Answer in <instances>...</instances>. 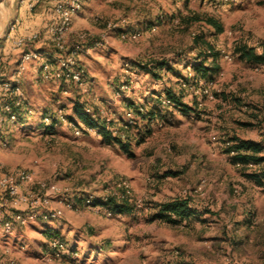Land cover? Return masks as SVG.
I'll use <instances>...</instances> for the list:
<instances>
[{
	"label": "rangeland",
	"instance_id": "1",
	"mask_svg": "<svg viewBox=\"0 0 264 264\" xmlns=\"http://www.w3.org/2000/svg\"><path fill=\"white\" fill-rule=\"evenodd\" d=\"M78 14L65 54L48 28L28 43L41 55L27 59L19 77L14 73L28 48L15 43L21 51L14 61L0 60V79H18L25 97L18 120L0 125V174L27 169L32 181L25 192L44 194L42 210L61 213L1 234L0 252L10 248L19 264H264V185L245 175L257 167L242 169L226 152L233 136L264 144V65L237 52L245 44L262 52L264 0H84ZM207 17L224 31L207 25ZM199 35L219 53L209 82L194 78ZM77 43L83 84L63 76L58 58L69 59ZM48 60L53 72L46 78L40 68ZM158 61L173 70L157 69L154 77L135 65ZM167 88L190 112L169 104ZM76 102L119 128L129 124L122 138L133 156L98 127L78 133L86 125L74 113ZM129 103L160 114L129 115ZM47 116L57 118L53 128ZM181 196L209 212L179 225L157 218L161 202ZM110 198L130 210L113 212L102 204ZM48 232L65 243L62 258L51 254L56 238Z\"/></svg>",
	"mask_w": 264,
	"mask_h": 264
},
{
	"label": "built area",
	"instance_id": "2",
	"mask_svg": "<svg viewBox=\"0 0 264 264\" xmlns=\"http://www.w3.org/2000/svg\"><path fill=\"white\" fill-rule=\"evenodd\" d=\"M84 0H23L30 10H33L36 5L41 3H51L55 14L53 24L49 27V35L54 43L55 47L60 51V54H65V38L72 30V23L74 16L83 8ZM17 28V22L12 23L11 31H15ZM39 37L38 33H34L30 36H22L16 39V44L19 48H25L28 43L36 40ZM131 37H136L133 34ZM83 40V36H81ZM83 50V44L77 43L73 46V50L69 51V59L66 61L62 58V55L58 56L60 60V68L64 70L63 76L70 77V80L83 84L84 70L82 68H75V55ZM68 53V52H67ZM41 53L31 49H27L23 52V59L18 64L15 77H19L25 70V62L27 59L38 58ZM42 75L46 78L51 76V62L46 61L42 65ZM61 72L58 73L60 76ZM3 92H10L16 96V106H21L25 101V97L19 83V80L9 81L0 79V125L6 121L16 122L18 120V114L14 110V105L10 103H2ZM89 111V108L87 109ZM133 111L128 113L131 115ZM45 118V120H49ZM86 128V129H85ZM85 129V130H84ZM89 131L88 127L80 128V131ZM32 181L31 173L27 169H18L14 172L7 174H0V235L10 236L14 234L16 226H27L28 224L37 220L47 221L50 219H57L61 216L60 212L51 210H42V207L47 204V200L44 198V194H34L25 192V186ZM42 189H47L49 192H55L56 186L42 183L40 184ZM3 236V235H2ZM3 236V237H4ZM10 248H6L2 253L0 252V264H19L17 260L9 256ZM51 254L55 258H62L65 256V243L56 238L52 244Z\"/></svg>",
	"mask_w": 264,
	"mask_h": 264
},
{
	"label": "trees",
	"instance_id": "3",
	"mask_svg": "<svg viewBox=\"0 0 264 264\" xmlns=\"http://www.w3.org/2000/svg\"><path fill=\"white\" fill-rule=\"evenodd\" d=\"M199 17L196 16H188L186 21L192 22L193 20H199ZM207 25L212 26L217 33H221L224 31L223 26L219 21H217L213 17L205 18ZM196 45L198 44L200 48L201 58L199 64L194 65L195 76L194 78L198 81L199 79H206V82L210 81L209 75L213 73L216 68V60L219 53L214 52V47L211 42L206 40L203 36L195 37ZM237 52L240 54L242 59H245L247 62L257 65H264V46L262 47V52H258L256 47L250 45H243L237 48ZM209 57L213 58V64L208 65L207 61ZM51 64H53L52 60H50ZM136 66L141 67L147 73L151 74L154 77H158L159 74L157 69L163 70L165 67L168 68L169 71H172L173 68L169 66L167 63L158 61L150 64L137 62ZM51 72H53V66L51 65ZM43 67L41 66L40 72L42 74ZM164 97L168 99L169 104L177 107L178 109L190 112L191 108H188L176 95V93L171 90V88L165 89L163 93ZM2 103H10L14 105V110L17 112L18 116L22 115L21 111L25 106V102L21 106H16V96L11 94L10 92H3L2 94ZM128 106L135 112L137 117L142 119H150L153 120L156 118L160 112L159 110L152 109L148 112L142 110L136 104L129 103ZM89 107L84 103L76 102L74 104L75 114L80 116L82 120L85 122L86 127L94 128L98 127L100 133L104 136V138L111 144H118L122 150L130 156H133L130 149V142L125 141L122 137L123 134H126L128 137V132L131 130L129 124L126 122L123 123V126L120 128L114 121H110L107 123L103 120L102 115L96 110L88 112ZM50 122L46 123L47 127L53 128L57 123V118L54 116H50ZM136 124V123H135ZM118 127V128H117ZM114 131H120L121 134H114ZM229 146L226 148V152L231 156L232 163L242 169L248 170L252 166L257 167V170H252L250 173H246L245 175L255 182L258 183L259 186L264 185V144L259 141H254L250 139H241L239 137L233 136L227 140ZM105 207L111 209L113 212H126L130 210V207L124 201H120L119 203L116 200L110 198L102 201ZM209 210H201L195 201L190 196H181L173 199H168L160 203L159 211L156 214L157 218H160L164 222H168L174 225H179L182 223H189L193 219H199L202 215L208 213ZM54 238L59 237L56 233L48 232Z\"/></svg>",
	"mask_w": 264,
	"mask_h": 264
},
{
	"label": "crops",
	"instance_id": "4",
	"mask_svg": "<svg viewBox=\"0 0 264 264\" xmlns=\"http://www.w3.org/2000/svg\"><path fill=\"white\" fill-rule=\"evenodd\" d=\"M79 16L80 14L77 13L73 18L74 21ZM54 19L55 14L51 3H41L34 10H30L23 0H0V60L10 59L13 62L20 50L15 44L16 39L30 36L40 30H46L47 33ZM14 22H17V28L11 31V25ZM38 44L48 43L41 40ZM27 48L29 49L28 46L24 49ZM6 71L9 74L10 71L8 69ZM3 73L6 74V72Z\"/></svg>",
	"mask_w": 264,
	"mask_h": 264
}]
</instances>
